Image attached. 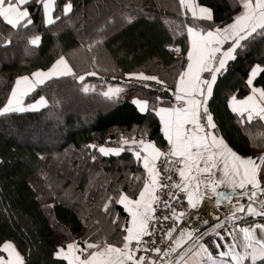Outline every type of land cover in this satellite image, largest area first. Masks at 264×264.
Masks as SVG:
<instances>
[{
	"label": "trees",
	"instance_id": "trees-1",
	"mask_svg": "<svg viewBox=\"0 0 264 264\" xmlns=\"http://www.w3.org/2000/svg\"><path fill=\"white\" fill-rule=\"evenodd\" d=\"M55 1L54 15L59 19L54 24L42 22L35 4L30 6L34 24L27 29L17 33L0 20V37L12 33L11 44L0 40V107L7 102L17 77L46 71L61 55L78 75L77 67L84 60L89 63L86 67L104 71L109 81L136 78L128 74L144 72L158 76L174 90L188 47L184 24L192 19L183 18L178 0ZM67 2L72 9L65 15ZM198 3L213 9L214 22L219 25L230 23L241 11L239 0ZM197 23L206 27L211 22ZM32 34L41 36L38 46L28 43ZM245 43L237 59L229 62L228 71L218 77L209 106L229 146L250 156L264 151V136L259 135L264 133V124L258 120L241 123L227 106L230 94L242 99L249 93L246 75L250 66H264V36L256 35ZM173 46H179L181 53L172 51ZM81 83L70 76L53 78L25 99V103L32 102L43 95L46 106L0 116V244L12 241L26 264H67L55 252L73 241L80 246L101 238L118 242L119 225L127 213L122 205L112 203L108 212L102 205L120 191L138 194L146 177L142 164L129 151L131 145H122L121 138L140 139L143 133L144 139L166 148L154 113H139L132 98L119 102L98 91L85 93ZM254 84L264 86V78L257 77ZM133 90L136 97L149 100L150 108L157 103L156 96L172 99L171 92L158 84L144 87L138 83ZM67 101L72 108L65 106ZM52 125L58 132H46ZM41 130L48 134L43 140ZM99 146H123L125 151L104 156ZM66 166L74 167V172L66 171ZM114 216L119 217L116 224L112 223Z\"/></svg>",
	"mask_w": 264,
	"mask_h": 264
},
{
	"label": "snow or ice",
	"instance_id": "snow-or-ice-1",
	"mask_svg": "<svg viewBox=\"0 0 264 264\" xmlns=\"http://www.w3.org/2000/svg\"><path fill=\"white\" fill-rule=\"evenodd\" d=\"M35 4L42 13V22L54 24L58 16H54L55 0H0V20L10 29L18 33L34 24L30 6ZM182 14H191V21L184 24L187 33L188 47L186 61L178 72L174 90L156 75L144 72L129 73L141 81H155L170 91L172 99L156 96L150 108L147 98H133L132 103L139 113L150 111L159 118L160 131L166 140V150L158 147L156 142L144 139L121 138L122 145H131L132 152L138 163H142L146 177L137 193L120 191L116 197H108L102 205L105 212L112 203L122 205L127 213V219L121 223L120 239L111 242L101 238L95 242L85 241L84 247L73 241L55 252L57 258L67 261V264H264V222L257 223L255 219L250 224L239 226L235 222L242 219L238 214L253 218H264V154L256 157L238 154L217 132V124L210 110L209 101L213 98L214 86L219 76L229 69V62L235 61L239 55L238 49H243L256 35L264 36V0H239L241 11L231 18L230 23L223 25L214 22L213 9L198 3V0H178ZM72 4L63 5V13L67 15ZM131 19L130 17L128 18ZM207 23L202 27L197 22ZM32 46H38L41 36L32 34L27 38ZM5 45L12 43V33L0 37ZM91 47V45L89 46ZM172 51L181 53L179 46H173ZM207 74V75H205ZM87 75H96L95 72ZM70 76L75 80L84 81V75H78L66 58L61 55L45 70H37L31 75H21L16 78L15 86L0 107V116L9 113H23L27 110H39L47 105L45 96H39L35 103H24V97L38 86L53 78ZM257 77L264 78V66L257 63L250 66L246 75V86L250 90L242 99L230 94L227 106L235 113L241 123L253 120L264 122V86H256ZM144 87H149L144 84ZM82 90L87 93L95 91L93 86L83 84ZM123 89L109 86L102 95L109 100L118 99ZM259 135L264 136V133ZM88 147L96 149L97 145ZM99 153L104 156L119 155L125 151L123 146H99ZM163 158V169L158 161ZM91 159L95 161L96 157ZM162 172L166 174L167 183L161 181ZM175 172L179 180L174 181L171 173ZM136 179H140L137 177ZM230 189L233 194L247 198V203L237 200L221 188ZM168 189L163 208L170 214L157 216V205L161 203L159 192ZM175 190V191H173ZM182 194V195H181ZM135 197V198H133ZM215 198L216 205L228 202L232 205L226 222H232L231 230H226L231 241H225L222 231L224 226L217 223L208 231L195 235L198 229L182 228L179 236L173 238L175 224L185 222L190 215L189 210L197 209L205 199ZM186 200L187 208L174 206ZM118 216L112 223L116 224ZM173 220L165 236L172 243L167 248L156 246L153 222ZM197 220H201L197 217ZM207 225V220H202ZM213 235L219 241H211L218 250L214 256L208 245L201 242L205 235ZM148 239H145V238ZM189 241V247L179 252L178 249ZM195 249V251H193ZM222 249V250H221ZM0 264H26L25 257L12 241L0 244ZM156 254L155 256L151 254ZM191 253V255H189ZM6 254V255H4Z\"/></svg>",
	"mask_w": 264,
	"mask_h": 264
},
{
	"label": "crops",
	"instance_id": "crops-1",
	"mask_svg": "<svg viewBox=\"0 0 264 264\" xmlns=\"http://www.w3.org/2000/svg\"><path fill=\"white\" fill-rule=\"evenodd\" d=\"M55 4H56V1H55ZM55 10H56V7H55ZM55 10H54V13H55ZM183 11V10H182ZM71 12V11H70ZM69 12V13H70ZM69 13H67V14H69ZM55 16V15H54ZM182 16H183V18H185V16L182 14ZM188 16H190L191 17V14L190 13H188ZM185 33H186V29H185ZM186 36H187V33H186ZM182 61H183V64H182V66H184V64H185V61H186V54L185 55H183L182 56ZM70 64V63H69ZM71 65V64H70ZM205 75H207V74H205ZM85 76V78L87 79L88 78V80H94V78L96 79V78H98L97 80L98 81H103V77L102 76H99V75H84ZM100 78V79H99ZM116 80V79H115ZM114 80V81H115ZM138 78L136 77V78H134V77H128L126 80H118L117 82V85H116V87H119V86H122V88L124 89V87H125V89H127V91H129V93H126L124 96H121V97H119L118 99H114L115 101H119V102H121V101H123V100H125V99H127V97L128 98H138V97H136L135 96V91L133 90V87H134V85H136V84H138L139 82H138ZM47 82V81H46ZM152 82H154V81H149V82H147V83H149L148 85L150 86V85H152ZM105 84V83H104ZM140 84V83H139ZM141 85V84H140ZM142 85H144V84H142ZM109 85H107L106 87H105V91L108 89L107 87H108ZM121 94V93H120ZM158 103V102H157ZM41 108H43V107H41ZM41 108H39V110L41 109ZM28 111V110H27ZM30 111H33V110H30ZM36 111V110H35ZM254 121V120H253ZM263 124H264V122H263ZM217 132L219 133V131H218V129H217ZM220 134V133H219ZM162 150H166V148L165 149H162ZM239 154V153H238ZM260 154H264V151L263 152H259V153H254V154H252V155H250V156H253V157H256V156H258V155H260ZM142 164V163H141ZM221 190H223V191H227L228 192V194L230 195V196H232L233 197V203H235L237 200H239L241 203H247V198L246 197H243V198H241L239 195H238V193L237 194H233L232 192H231V190L230 189H226V188H221ZM231 207H232V205L231 204H229L228 202H222L220 205H216V203H215V198H213V199H205L202 203H201V205L197 208V209H194V210H192V209H190L189 210V212H190V215H192L194 212H196V211H201L202 209H210V210H216V211H218L225 219V222H223L222 223V225L224 226V228L223 229H218L217 231H222V233H223V235L225 236V241H227V242H230L231 241V237H229L228 235H227V231L226 230H231L232 229V227H233V223L232 222H226V217H227V215L229 214V212H230V209H231ZM239 216H245V218L244 219H255V222H257V223H261V222H264V218H260V217H256V218H253V217H251V216H247V215H245V214H238ZM242 221V222H241ZM253 221H251V222H246V221H243V219H240V220H237L236 222H235V224H237V225H239V226H245V225H247V224H250V223H252ZM210 230V229H209ZM208 230V231H209ZM208 231H206V232H208ZM213 240H216V241H218L219 243H221V244H223L225 241H219V238L218 237H215V236H213V235H205L204 237H203V240L201 241V242H203V243H205L206 245H208V247H209V250L210 251H212L213 252V255L214 256H216V255H218V250L216 249V247H215V244L214 243H211V241H213ZM85 246V244L83 245V246H81V247H84ZM189 247V246H188ZM187 247V248H188ZM186 248V249H187ZM222 250V249H221ZM193 251H195V249H193ZM189 255H191V253H189Z\"/></svg>",
	"mask_w": 264,
	"mask_h": 264
},
{
	"label": "rangeland",
	"instance_id": "rangeland-1",
	"mask_svg": "<svg viewBox=\"0 0 264 264\" xmlns=\"http://www.w3.org/2000/svg\"><path fill=\"white\" fill-rule=\"evenodd\" d=\"M96 4H98V2H96ZM94 5H95V3H94ZM104 7V6H103ZM6 56V55H5ZM5 56H3L4 57V59H6V57ZM66 58V57H65ZM67 60V59H66ZM68 61V60H67ZM87 64H89V63H87V62H84V60H82L81 62H80V65L77 67L78 68V73H80V75H87V73H91V72H95L97 75H102V76H104L105 74H104V71H102L101 70V72H97V70H93L89 65L86 67V65ZM94 66H96V65H94ZM98 69H99V67L98 66H96ZM100 70V69H99ZM75 71V70H74ZM104 79H103V81H98L97 79L98 78H94V80H88V78L86 79H84V81L81 83V86L83 85V84H87V85H90V86H93L94 88H95V91H98V92H103V91H105L104 89H105V87L107 86V85H109V86H112V87H116V85H117V83L118 82H116V81H113V80H108V78H107V75L106 76H104L103 77ZM111 78H113V77H111ZM100 79V78H99ZM110 79V78H109ZM138 82L140 83V84H149V83H147V82H149V81H141V80H138ZM105 83V84H104ZM152 84H153V86L154 85H156L157 83L154 81V82H152ZM108 86V87H109ZM107 87V88H108ZM119 88H121V89H123L122 88V86H119ZM33 92V91H32ZM31 92V93H32ZM31 93H29L28 95H30ZM126 93H129V91H127V89H125V87H124V89H123V91L121 92V94H120V96L119 97H121V96H124ZM27 95V96H28ZM27 96H25L24 97V103H25V99H27ZM128 98V97H127ZM37 101V100H36ZM36 101H32V102H26L25 104L27 105V104H29V103H35ZM65 106H69V107H71L72 105H69V103H68V101H67V103H65ZM72 108V107H71ZM28 111H30V110H28ZM46 132H48V133H50V134H53L52 132H54V133H56V132H58V130H57V127H55V125L53 126H49L48 128H47V130H46ZM41 133H43V135H39L40 137H41V140H43L44 139V137L46 138V136H48V134H44V131L43 130H41ZM40 133V134H41ZM36 137H38V136H36ZM31 139H34V136H32V138ZM112 156V155H111ZM71 166V165H70ZM74 170H75V168L73 167V168H71V167H69V166H66V171H68V172H74ZM245 218V216L243 217L242 216V219H244ZM240 220V219H239ZM186 223V222H185ZM184 224V223H183ZM182 224V225H183ZM222 224V223H221ZM182 225H180V226H182ZM170 241L171 240H169L167 243H166V245H164L162 248H167V245L170 243ZM3 254V253H2ZM4 255H6V254H4Z\"/></svg>",
	"mask_w": 264,
	"mask_h": 264
},
{
	"label": "built area",
	"instance_id": "built-area-1",
	"mask_svg": "<svg viewBox=\"0 0 264 264\" xmlns=\"http://www.w3.org/2000/svg\"><path fill=\"white\" fill-rule=\"evenodd\" d=\"M158 166L161 167V169H163V166H164L163 158H161V160L158 161ZM171 175H172V178L174 181L179 180V177L175 172H172ZM165 176H166V174L162 172L161 181L163 183H167ZM167 191H168V189H161L159 192V195L161 197V203L156 206L157 207V212H156L157 216H161L162 213L165 215L170 214L169 210L163 208V203H162L164 200L168 199V197L166 195ZM173 191H175V190H173ZM173 205L174 206L179 205L180 208H187L186 200L183 201L182 204H180L179 201L173 202ZM180 225H181V223H176L174 225L176 228V231L173 233V236L178 231ZM170 226H173V220H171V219H169V220L161 219V220H159V222H155V221L153 222V230L155 231V236L152 237V239H154L156 241V246H159L162 248L169 241L168 237L165 236L164 233L167 232V230ZM145 239H148V238L146 237ZM151 255L155 256L156 254L153 253Z\"/></svg>",
	"mask_w": 264,
	"mask_h": 264
},
{
	"label": "water",
	"instance_id": "water-1",
	"mask_svg": "<svg viewBox=\"0 0 264 264\" xmlns=\"http://www.w3.org/2000/svg\"><path fill=\"white\" fill-rule=\"evenodd\" d=\"M197 217H200L201 220H197ZM216 217H219V223H221L224 220V217L216 210H210V209H202L201 211H196L192 215L189 216L186 223H184L180 229L182 228H195L198 229V231L195 233V235H199L201 232H206L209 229H211L216 223L217 220ZM202 220H207L208 224L205 225ZM179 229V231H180ZM179 231L173 238H177L179 236ZM172 243L167 245V247ZM192 242L189 241L187 244L183 245L181 249L177 250V253H172V257H175L179 252L185 250Z\"/></svg>",
	"mask_w": 264,
	"mask_h": 264
}]
</instances>
